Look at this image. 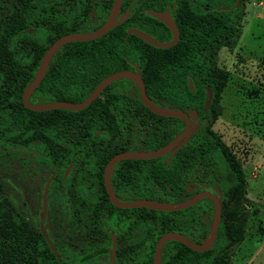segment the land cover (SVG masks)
<instances>
[{
    "label": "trees",
    "instance_id": "trees-1",
    "mask_svg": "<svg viewBox=\"0 0 264 264\" xmlns=\"http://www.w3.org/2000/svg\"><path fill=\"white\" fill-rule=\"evenodd\" d=\"M245 1L121 0L118 16H127L97 38L60 45L29 96L32 103L78 102L104 76L135 66L154 104L195 112L189 115V133L172 154L119 160L109 173L120 201L180 202L212 187L220 192L221 216L211 246L198 252L166 240L159 264H230L233 248L245 235L249 209L244 172L211 128L227 72L199 57L209 44L236 43ZM112 2L0 0V157L45 166L47 173L38 172L41 186L54 171L46 213L55 211L60 218L54 231L44 222L49 245L37 219L31 223L19 213L0 178V264H81L100 251L107 253L111 233L119 242L137 233L142 237L134 255L127 257L116 249L115 264H152L155 241L164 232H180L193 243L203 241L208 232L213 204L207 197L175 211L118 208L107 197L102 169L113 154L157 149L184 126L179 118L145 108L134 80L111 81L80 110L33 111L22 105L21 92L46 47L62 34L97 29ZM166 3L178 31L174 44L158 48L134 34L126 35L134 27L166 41L169 30L147 12L163 9ZM261 63L264 67V57ZM206 89L211 97L204 108Z\"/></svg>",
    "mask_w": 264,
    "mask_h": 264
},
{
    "label": "rangeland",
    "instance_id": "rangeland-1",
    "mask_svg": "<svg viewBox=\"0 0 264 264\" xmlns=\"http://www.w3.org/2000/svg\"><path fill=\"white\" fill-rule=\"evenodd\" d=\"M239 14L236 43L228 47L209 44L199 57L227 72L211 128L232 150L246 179L249 216L244 238L233 248L230 264H264V0H246ZM38 172L45 174L48 169L18 158L0 157V178L19 213L31 223L36 222L39 212L42 186ZM59 219L55 211H48L45 223L54 231ZM115 239L116 249L121 248L128 257L135 254L142 237L137 233L121 242ZM84 260L81 264H107V253L100 251Z\"/></svg>",
    "mask_w": 264,
    "mask_h": 264
},
{
    "label": "water",
    "instance_id": "water-1",
    "mask_svg": "<svg viewBox=\"0 0 264 264\" xmlns=\"http://www.w3.org/2000/svg\"><path fill=\"white\" fill-rule=\"evenodd\" d=\"M134 1V0H132ZM121 0H113L110 9L107 13L106 18L102 22V24L95 30L91 32H85V33H66L58 36L55 38L44 50V52L41 54L40 59L38 61L37 68L35 70L33 78L29 81V83L23 88L21 92V102L22 105L30 110L33 111H45L50 109H56V108H64L69 110H80L85 108L90 102H92L102 91V89L109 84L111 81L121 78V77H127L135 81L137 84V89L139 93V97L141 100L142 105L147 108L149 111L165 117H175L183 120L184 126L182 130L175 135L170 141H168L165 145L149 151H132V150H124L120 152H116L113 154L104 164L102 169V182L104 189L106 191L107 197L112 205L118 208H139V207H146L161 211H175L187 208L196 202H198L200 199L207 197L212 201L213 204V211H212V218L211 223L208 229V232L200 243H193L189 239H187L183 234L180 232L175 231H166L163 234H161L154 244L153 254H152V264H159L160 261V252L162 244L169 239L176 240L182 244H184L186 247H188L191 250L202 252L207 250L211 244L214 241L217 226L220 221L221 216V207L219 203V198L221 196L220 192L218 191L217 187H212L211 190H201L195 194H193L191 197L180 201V202H164V201H158L148 198H141L137 200H130V201H120L116 198V196L113 193L110 179H109V173L111 167L119 160L123 159H150V158H156L159 156H162L166 153L172 154L181 144L182 139L184 136H186L190 131V117L194 116V111H184L181 109H171V108H164L161 106H158L154 104L150 98L145 93V88L142 79L138 75V69L134 66L133 70L130 69H122L114 71L106 76H104L93 88V90L87 95L86 98H84L81 101L78 102H70L66 100H57L52 102H46V103H32L29 101V96L34 90V88L38 85L40 80L42 79L44 75V71L46 68V65L53 54V52L62 44L66 42H74V41H86V40H92L94 38H97L104 33H106L110 27L114 24L120 23L127 15L124 14L122 16H118V12L120 9ZM148 14L155 19L162 22L170 31L171 38L168 41H158L155 37L150 36L146 32L131 27L128 28L126 31V35L128 34H134L141 38L143 41H145L148 44H151L158 48H166L172 44H174L178 39V31L176 28V25L172 18L169 15L168 10H165L163 12L154 11V10H148ZM188 86L192 90V84L191 81L188 80ZM210 91L209 89H206L205 99H204V108H207L210 103ZM70 167V164L66 167L65 173L68 172ZM54 175V171L49 175L47 180L45 181L41 193V200H40V211L38 213V228L40 233L42 234L43 238L46 240V242L50 245L51 242L47 236V233L45 231L44 227V218L46 214V206H47V191L49 183ZM116 250V239L115 235L111 233V244L110 248L108 250L109 258H108V264L114 263V254Z\"/></svg>",
    "mask_w": 264,
    "mask_h": 264
},
{
    "label": "flooded vegetation",
    "instance_id": "flooded-vegetation-1",
    "mask_svg": "<svg viewBox=\"0 0 264 264\" xmlns=\"http://www.w3.org/2000/svg\"><path fill=\"white\" fill-rule=\"evenodd\" d=\"M165 10H168V12H169V15H170V17L172 18V16H171V7L169 6V4L168 3H166V4H164V7H163V9H160V10H154V11H159V12H163V11H165ZM172 20H173V18H172ZM162 23V22H161ZM177 28V27H176ZM168 29V28H167ZM169 30V29H168ZM170 38H171V33H170V31H169V38L166 40V41H168V40H170ZM44 185V184H43ZM49 187V186H48ZM42 189H43V186H42ZM48 192V191H47ZM41 193H42V190H41V192H40V196H39V201L41 200ZM47 207V206H46ZM39 211H40V209H39ZM39 213V212H38ZM47 214V213H46ZM46 214H45V218H46ZM45 218H44V222H45ZM44 222H43V224H44ZM37 225H38V214H37ZM45 227V226H44ZM39 229V228H38ZM116 237V236H115ZM110 244H111V239H110ZM110 248V247H109ZM109 250V249H108ZM108 258H109V253H108V251H107V264H108ZM114 260H115V254H114ZM114 264V263H113Z\"/></svg>",
    "mask_w": 264,
    "mask_h": 264
}]
</instances>
